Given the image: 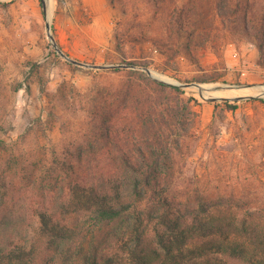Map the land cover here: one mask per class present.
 I'll list each match as a JSON object with an SVG mask.
<instances>
[{"label":"rangeland","instance_id":"1","mask_svg":"<svg viewBox=\"0 0 264 264\" xmlns=\"http://www.w3.org/2000/svg\"><path fill=\"white\" fill-rule=\"evenodd\" d=\"M44 1L46 14L41 0H0V182L5 183L0 186V248L20 244L30 234L35 209L44 201L38 182L82 144L92 101L116 91L127 70L67 62L47 38V21L62 52L82 63L139 62L169 83L206 79L200 83L204 98L258 96L256 88L216 89L264 85V54L251 38L222 26L215 9L223 7L221 0H119L115 6L110 0ZM182 4L192 11L178 41L170 14ZM116 34L121 35L118 46ZM184 38L191 42L188 54L180 48ZM227 48L237 55L238 67L227 66ZM180 89V98L192 101L187 132L173 145L171 193L192 205L199 195L231 199L242 210L264 205V103L258 97L226 100L236 105L228 110L225 101L200 98L196 87ZM61 185L56 201L65 196Z\"/></svg>","mask_w":264,"mask_h":264},{"label":"trees","instance_id":"2","mask_svg":"<svg viewBox=\"0 0 264 264\" xmlns=\"http://www.w3.org/2000/svg\"><path fill=\"white\" fill-rule=\"evenodd\" d=\"M263 1L221 0L223 7L215 6L222 26L251 38L260 55ZM188 5L171 10L178 41L191 20ZM188 39L180 43L185 54ZM182 94L178 86L127 69L116 91L93 100L82 144L44 172L35 226L22 243L0 248V264H215L214 257L220 264H264V205L242 210L231 199L203 195L192 205L171 193L173 145L187 132L192 101L184 102ZM224 105L236 109L235 103ZM58 183L65 196L56 201Z\"/></svg>","mask_w":264,"mask_h":264},{"label":"water","instance_id":"3","mask_svg":"<svg viewBox=\"0 0 264 264\" xmlns=\"http://www.w3.org/2000/svg\"><path fill=\"white\" fill-rule=\"evenodd\" d=\"M41 4H42V10L43 13L46 14V3L44 0H41ZM45 30H46V35L48 40L51 43L52 48L54 49V51L57 53V55H59L61 58H63L64 60H66L67 62L76 65V66H80V67H85V68H92V69H105V68H115V67H119V68H127V69H140L142 71H144L150 78H152L153 80L165 83L167 85H173V86H178L182 89L185 88H191V87H196L198 89V95L200 96V98L205 99L207 102H215V101H226V100H230L232 102H237V101H242V100H249L252 98H262L264 97V85H259V86H253V87H249V86H234V85H228V86H221L218 89H224V88H231V89H240V88H256V90H259L260 95L258 96H240V97H236L234 99H226V98H215V97H207L204 98V92H206L203 88H202V84L200 83H185V84H180V83H169V82H165V81H161L158 80L156 78H154L151 75V72L148 68L146 67H136V66H127V65H121V66H96V65H90V64H86V63H82L76 60H73L71 58H69L67 55H65L62 50L59 48V46L56 44V42L54 41V38L52 36V32H51V25L50 22H46L45 23ZM261 89V90H260Z\"/></svg>","mask_w":264,"mask_h":264},{"label":"crops","instance_id":"4","mask_svg":"<svg viewBox=\"0 0 264 264\" xmlns=\"http://www.w3.org/2000/svg\"><path fill=\"white\" fill-rule=\"evenodd\" d=\"M248 51L250 52V57H252V59H255L256 58L255 50L252 48V49H249ZM236 56L237 55L233 54L232 48H227L224 58H225V62L228 67H232V68L238 67V65L236 64L237 62Z\"/></svg>","mask_w":264,"mask_h":264},{"label":"built area","instance_id":"5","mask_svg":"<svg viewBox=\"0 0 264 264\" xmlns=\"http://www.w3.org/2000/svg\"><path fill=\"white\" fill-rule=\"evenodd\" d=\"M241 75H245V72H242V74Z\"/></svg>","mask_w":264,"mask_h":264}]
</instances>
